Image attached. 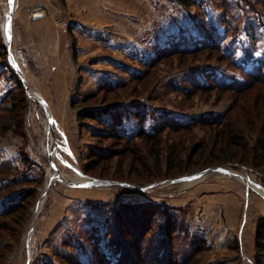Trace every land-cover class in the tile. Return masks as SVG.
Instances as JSON below:
<instances>
[{
	"label": "rangeland",
	"instance_id": "1",
	"mask_svg": "<svg viewBox=\"0 0 264 264\" xmlns=\"http://www.w3.org/2000/svg\"><path fill=\"white\" fill-rule=\"evenodd\" d=\"M187 4L15 0L8 52L9 2L0 0V213L33 195L21 216L0 219V264H92L95 248L116 264L111 214L148 206L155 229L174 223L178 264H256L264 175L209 152L225 124L242 130L249 118L264 130V86L255 87V76L264 79V0ZM110 126L125 141L109 139ZM141 132L159 134L158 156ZM244 134L245 151L262 138ZM212 167L258 193L222 172L170 182ZM75 171L162 184L83 187Z\"/></svg>",
	"mask_w": 264,
	"mask_h": 264
},
{
	"label": "trees",
	"instance_id": "2",
	"mask_svg": "<svg viewBox=\"0 0 264 264\" xmlns=\"http://www.w3.org/2000/svg\"><path fill=\"white\" fill-rule=\"evenodd\" d=\"M179 2L188 5L187 0H179ZM72 55L73 58H76L75 51H73ZM255 80V87L264 86V79L262 77L255 76ZM254 125V121L249 118L245 121L242 130L237 129L236 131L234 127L225 124V128L223 127L221 129V134H217L215 137L213 151L211 150L209 152L213 160L222 163L232 162L239 164L246 170L263 176L264 130H260V127L257 129V126L255 127L256 130H252V126ZM246 130H251L253 132L260 131L262 137L260 141L257 142L255 148L249 151H245L246 148L243 147V137ZM107 136L109 139L117 138L125 141L120 138L116 128L111 126L108 129ZM137 137L145 142V144L150 145V153L152 155H154L157 151L156 149L160 147L159 134L147 135L141 132ZM242 147L244 154L240 155L239 149ZM205 152L207 153L206 150ZM156 161L158 162V160ZM158 168L159 167L156 166V169ZM167 171H169V169ZM32 197L33 195L31 192L29 194L27 193L23 198L20 197L17 203L9 205L0 213V219H8L16 214L21 216L24 212L25 199H30ZM131 207L137 208L138 206ZM150 208L151 206H148L146 211L141 209L130 211V208H121L114 210L113 214H111L108 220L106 237L109 245L119 254L116 264H178L173 247L175 225L167 218L159 229H155V226H153L154 212L151 211ZM1 228L2 226L0 224V229ZM94 253L92 264H110L104 257L103 252L98 248H95ZM254 254L256 264H260V261L264 259V220L259 222L255 229Z\"/></svg>",
	"mask_w": 264,
	"mask_h": 264
},
{
	"label": "water",
	"instance_id": "3",
	"mask_svg": "<svg viewBox=\"0 0 264 264\" xmlns=\"http://www.w3.org/2000/svg\"><path fill=\"white\" fill-rule=\"evenodd\" d=\"M14 1L15 0H11V2H10V0H8V2H9V11H8V13L9 14H8V23H7L6 29L10 25V30H11V21H12V16H13ZM10 30L9 31H5L6 45H7V51L8 52H10V45H11V41H10V38H9L10 37ZM12 68L14 69L15 73L19 76V78L21 80H23V75H22L21 71L18 68H14V67H12ZM28 96H29V94H28ZM32 99L37 100L36 98H32ZM210 172H222V173H225V174L233 175V176L239 178L240 180H242L243 183L246 185V187L249 190L257 192L249 184L248 180L245 177H243L240 174H237V173L231 172L229 170H226L224 167L208 168V169H205V170H203L201 172L192 174L190 176H186V177L181 178V179L171 180L170 182L174 183V184H177V183H181V182L194 181V180L200 179L202 177H205ZM81 175L84 178H86V182L83 184V187H112V186H120V187H125V188H129V189H133V190L146 191V190H148V189H150L152 187H157V186H160L162 184V183L159 182V183H155V184L151 185L150 188H147V187L146 188H138L136 186L130 185V184L125 183V182L104 181V180H100V179L87 178L83 174H81Z\"/></svg>",
	"mask_w": 264,
	"mask_h": 264
},
{
	"label": "crops",
	"instance_id": "4",
	"mask_svg": "<svg viewBox=\"0 0 264 264\" xmlns=\"http://www.w3.org/2000/svg\"><path fill=\"white\" fill-rule=\"evenodd\" d=\"M20 3H21V6H33V5H41V7H43L44 5V0H20ZM42 11V12H41ZM40 11V15H41V18L44 16V12L43 10ZM44 21V20H41V22ZM43 23V22H42ZM41 23V24H42Z\"/></svg>",
	"mask_w": 264,
	"mask_h": 264
},
{
	"label": "bare ground",
	"instance_id": "5",
	"mask_svg": "<svg viewBox=\"0 0 264 264\" xmlns=\"http://www.w3.org/2000/svg\"><path fill=\"white\" fill-rule=\"evenodd\" d=\"M203 179H205V177H202L200 179H197V180H194V181H188V182H185L183 183V186H189V185H192V184H195L197 182H200L202 181ZM74 180L76 182H84L86 180V178H84L79 172L75 171V177H74ZM241 181V180H239ZM242 182V181H241Z\"/></svg>",
	"mask_w": 264,
	"mask_h": 264
},
{
	"label": "snow or ice",
	"instance_id": "6",
	"mask_svg": "<svg viewBox=\"0 0 264 264\" xmlns=\"http://www.w3.org/2000/svg\"><path fill=\"white\" fill-rule=\"evenodd\" d=\"M10 2H11V0H10ZM10 30V25L8 26V28L6 29V31H9ZM10 38V37H9Z\"/></svg>",
	"mask_w": 264,
	"mask_h": 264
}]
</instances>
